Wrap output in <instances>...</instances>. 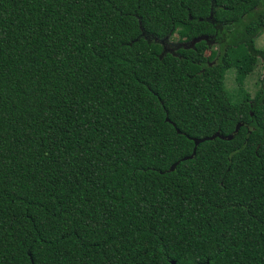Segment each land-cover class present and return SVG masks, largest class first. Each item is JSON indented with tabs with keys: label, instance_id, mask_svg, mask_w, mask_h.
I'll return each instance as SVG.
<instances>
[{
	"label": "trees",
	"instance_id": "16d2710c",
	"mask_svg": "<svg viewBox=\"0 0 264 264\" xmlns=\"http://www.w3.org/2000/svg\"><path fill=\"white\" fill-rule=\"evenodd\" d=\"M263 31L264 0H0V264H264Z\"/></svg>",
	"mask_w": 264,
	"mask_h": 264
},
{
	"label": "rangeland",
	"instance_id": "374dc122",
	"mask_svg": "<svg viewBox=\"0 0 264 264\" xmlns=\"http://www.w3.org/2000/svg\"><path fill=\"white\" fill-rule=\"evenodd\" d=\"M255 46L258 48V49H261V50H264V31L262 32V34L257 37L255 40ZM209 52L206 51L205 54L207 55ZM253 58H246L244 59L243 61V69H255L254 72L252 73V75L249 77L246 78V82L245 84H247V88L251 90L250 93H252V91L255 89V86L258 85V83L256 82V80L258 79L259 75L261 73H263V69L261 67V64L263 65L264 64V61H259L258 63L255 61L253 62ZM240 79V78H238ZM243 80V78H242ZM237 80L235 78V73L233 71H231L230 73L227 74V77H226V86L229 90H234L235 87L237 86ZM241 89L243 87L244 89V84H241Z\"/></svg>",
	"mask_w": 264,
	"mask_h": 264
},
{
	"label": "water",
	"instance_id": "95a60500",
	"mask_svg": "<svg viewBox=\"0 0 264 264\" xmlns=\"http://www.w3.org/2000/svg\"><path fill=\"white\" fill-rule=\"evenodd\" d=\"M145 35V34H144ZM167 38V37H166ZM165 38V39H166ZM202 38H207L206 36L205 37H198V38H196V40H199V39H202ZM156 39V38H155ZM164 41V39H162L161 40V42H163ZM239 127H240V124H237L236 126H235V129H234V131L236 132L238 129H239ZM215 137H219V138H221V139H227V140H229V139H232L233 138V135H226V136H224V135H221V134H219V132H215L213 135H211V136H207V137H203V138H193V142H194V149H193V151H192V154L190 155V156H188V157H185V158H183V159H186V158H191L194 154H195V147H196V145L197 144H199L200 142H203V141H205V140H210V139H213V138H215ZM175 165H176V163H174L171 167H170V170H173L174 169V167H175ZM171 264H174V262L172 261L171 262ZM197 264H201V263H197Z\"/></svg>",
	"mask_w": 264,
	"mask_h": 264
},
{
	"label": "flooded vegetation",
	"instance_id": "af4514ba",
	"mask_svg": "<svg viewBox=\"0 0 264 264\" xmlns=\"http://www.w3.org/2000/svg\"><path fill=\"white\" fill-rule=\"evenodd\" d=\"M214 42H215V41L212 40V41L209 42V44H210V43H214ZM188 43L190 44L191 42H188ZM164 45H165V48H166V49L172 51L173 53L177 50L176 47H178V46H180V45L186 46V45L183 44V43H176V42L174 43V42H165V41H164ZM214 48H216V47H214ZM243 86H244V89H243V87H242V90H243L244 92H251V90L247 88V84H244ZM258 87H259V84L255 86V89L252 91L251 94H253V92H254L255 90H257ZM238 124H240V126L242 125V123H238Z\"/></svg>",
	"mask_w": 264,
	"mask_h": 264
}]
</instances>
